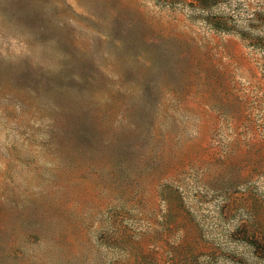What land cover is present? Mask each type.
<instances>
[{"label": "rangeland", "instance_id": "1", "mask_svg": "<svg viewBox=\"0 0 264 264\" xmlns=\"http://www.w3.org/2000/svg\"><path fill=\"white\" fill-rule=\"evenodd\" d=\"M0 264H264V0H0Z\"/></svg>", "mask_w": 264, "mask_h": 264}]
</instances>
